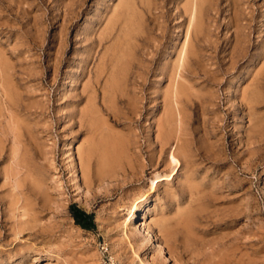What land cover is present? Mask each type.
<instances>
[{"label":"rangeland","instance_id":"rangeland-1","mask_svg":"<svg viewBox=\"0 0 264 264\" xmlns=\"http://www.w3.org/2000/svg\"><path fill=\"white\" fill-rule=\"evenodd\" d=\"M101 246L264 264V0H0V264Z\"/></svg>","mask_w":264,"mask_h":264},{"label":"trees","instance_id":"trees-1","mask_svg":"<svg viewBox=\"0 0 264 264\" xmlns=\"http://www.w3.org/2000/svg\"><path fill=\"white\" fill-rule=\"evenodd\" d=\"M70 211L75 225L86 231L95 230L93 214H88L84 210H81L76 206L70 207Z\"/></svg>","mask_w":264,"mask_h":264},{"label":"bare ground","instance_id":"bare-ground-1","mask_svg":"<svg viewBox=\"0 0 264 264\" xmlns=\"http://www.w3.org/2000/svg\"><path fill=\"white\" fill-rule=\"evenodd\" d=\"M194 10H195V9H194ZM184 15H185V14H184ZM192 15H193L192 17H194V12H193ZM189 18H191V17H189ZM188 20H189V19H188ZM188 22H189V21H188ZM190 22H191V20H190ZM192 23H193V22H191V26H192ZM184 24H185V22H184ZM193 34H194V31H193V30H192V31H190V30L188 31L189 38H190V36H192ZM183 48H184V47H183ZM67 82H68V81H67ZM68 84H69V83H68ZM176 93H177V92H176ZM176 93H175V94H176ZM176 95H177V94H176ZM161 139H162V138H161ZM174 158H175V157H174ZM174 162H175V161H174ZM177 166H178V165H177ZM9 170H10V169H9ZM9 170H8V171H9ZM12 170H13V169H12ZM175 172H176V171H175ZM168 173H169V172H168ZM171 174H172V173H171ZM164 175H165V174H164ZM165 176H166V175H165ZM165 176H164V177H165ZM166 177L169 178L170 175H167ZM15 179H16V178H15ZM170 180H171V179H170ZM14 188H15V190L19 188V186L17 185V181H16V183L14 184ZM13 192H14V191H13ZM20 193H22V192H20ZM14 194H17V193L14 192ZM15 196H16V195H15ZM18 196H19V195H18ZM24 199H25V198H24ZM27 202H28V201H27ZM22 204H23V203H22ZM14 205H15V204H14ZM25 206H26V205H25ZM25 206H24V207H25ZM136 207H137V206H136ZM11 208H12V207H11ZM13 208H14V207H13ZM9 210H10V208H9ZM25 210H26V211H25V213L23 214V217H22V218H24V219H25L26 217L28 218V219H26V221H24L25 224H26V223H29V221H31V218H33V216L30 214V210H29L28 208L25 207ZM133 210H134V208H133ZM11 211H13V209H12ZM22 213H23V212H22ZM13 217H14V216H13ZM19 217H20V216H19ZM34 219H35V218H34ZM34 221H35V220H34ZM24 222H23V223H24ZM17 223H18L17 226H20V225H19V222H17ZM17 223H16V224H17ZM12 224H13V223H12ZM14 224H15V223H14ZM14 224H13V225H14ZM26 225H27V227L29 226L28 224H26ZM22 227H23V226H22ZM22 227H21V228H22ZM23 229H24V228H23ZM23 229H22L21 231H23ZM25 231H26V230H25ZM25 231H24V232H25ZM20 234H21V232H20ZM149 234H150V233H149ZM149 234H148V235H149ZM148 235H147V238H148ZM123 236L126 237V238L129 237L128 234H127V232H126V230H123ZM148 240H149V239H148ZM141 262H142V260H141ZM145 263H146V262H145ZM145 263L143 262V263H141V264H145ZM147 264H149V263H147Z\"/></svg>","mask_w":264,"mask_h":264},{"label":"built area","instance_id":"built-area-1","mask_svg":"<svg viewBox=\"0 0 264 264\" xmlns=\"http://www.w3.org/2000/svg\"><path fill=\"white\" fill-rule=\"evenodd\" d=\"M98 264H118L116 260H114L106 247L101 246L99 249V261Z\"/></svg>","mask_w":264,"mask_h":264}]
</instances>
